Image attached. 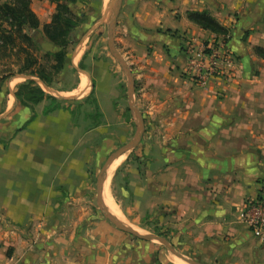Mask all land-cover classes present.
Wrapping results in <instances>:
<instances>
[{"label": "crops", "instance_id": "crops-1", "mask_svg": "<svg viewBox=\"0 0 264 264\" xmlns=\"http://www.w3.org/2000/svg\"><path fill=\"white\" fill-rule=\"evenodd\" d=\"M121 2L115 26L133 51L137 108L147 109L146 139L154 137L133 163L134 193L166 210L174 247L193 262L264 264V242L241 215L264 183V59L254 52L264 47V0ZM191 10H208L230 29L227 40L191 23ZM208 40L227 49L236 67L202 87L186 73L187 44ZM79 52L58 73L69 68L76 83L49 90L92 93L89 71L76 64L85 58ZM25 79L15 74L6 82L0 112V264H149L150 245L104 221L87 223L90 160L82 147L68 146L73 132L61 143L55 133L48 139L56 111L43 113L48 100L18 105L14 92Z\"/></svg>", "mask_w": 264, "mask_h": 264}, {"label": "rangeland", "instance_id": "rangeland-1", "mask_svg": "<svg viewBox=\"0 0 264 264\" xmlns=\"http://www.w3.org/2000/svg\"><path fill=\"white\" fill-rule=\"evenodd\" d=\"M31 4L33 10L38 15L41 25L48 22L55 9V5L48 0H31ZM108 5L109 0H76L75 3L70 4V7L75 13L81 17V22L70 36V43L67 48L69 52L67 62L70 64L79 51H81L77 57L79 59L83 54H86L82 64L90 73L80 69L77 63L78 59L76 60V64L78 70L85 72L88 76L90 83L94 82V89L91 96L96 99V102H93V99L90 98L85 99L84 97L87 95L79 98L76 91L72 94L61 93L54 89L49 90L43 86L47 94L56 95L57 98L64 100V106L69 107L68 110L58 109L51 114L54 115L55 119L48 123L50 126L48 127L50 129V132H48L50 134L48 139H51L55 133L58 138L55 143H61V139L64 138L63 133H69V131H71L74 133L72 138L73 142L68 146L82 147V153H85L82 156L83 159L88 158V160H90V164L87 166H90L92 175L88 180L89 188L83 191V193L87 195L88 200H90V202L83 205V208L87 209L89 212L88 216L90 218L86 219L87 223L93 224L96 221H104L109 227L116 229L129 240L138 243L143 242L144 245H150V255L152 259L149 264H190L183 258L172 253L161 241H145L126 231H122L115 223L104 216V211L108 212V210L104 205L102 206L99 204L97 179L100 174V169L112 153L135 138L139 126L137 116L129 106L128 74L108 45V25L109 21L114 16L113 12H107ZM121 6L122 2L119 6V12ZM118 15L119 13L112 23L113 45L127 62L128 66L131 68V72H133L135 71V66L130 63V61L133 60V51H131L130 47L123 41L122 36L124 34L115 26L117 25ZM30 33L38 44L39 56H42L43 51L54 50V47L46 40L41 26L39 29H31ZM8 61L11 63L12 60L10 61L8 59ZM14 68L16 69V67ZM16 81L21 82L23 80ZM56 81L57 83H61L58 85L57 83H55L56 85L54 84L55 87L59 89V87L68 88L74 85L77 79L76 75L72 74L68 68L64 73L62 72V74L57 75ZM208 84L205 87H207ZM3 86L5 90L0 92V112L6 102V89H8L7 83ZM135 87L136 86H134L132 95V103L137 108V97L139 93L135 91ZM34 109V114L39 116L40 110ZM146 110L147 109H143V112L140 113L141 116L144 113L148 115ZM149 121L152 126V121L150 119ZM146 125L144 122V132L141 135L140 141L135 147L125 152L121 164L112 173L109 184L111 200L114 208L120 212L118 220L124 225L130 226L143 235L152 234L163 237L172 249L174 248L175 251L184 258L191 260L189 256L181 253L174 247L170 220L166 215H163L166 210L162 207L156 208L155 206H151L150 200L146 201L145 198L142 199L140 195L134 193V191L137 192L138 189V179L136 175L137 170L133 163L135 162L138 164L137 154L142 155L145 147H147V145L153 146L152 144L154 143V137L146 139L147 136L152 133L150 129H145ZM37 126L40 128L46 125L36 124V127ZM32 132H35V130ZM37 133H39V131H37ZM88 230H91V228H88Z\"/></svg>", "mask_w": 264, "mask_h": 264}, {"label": "trees", "instance_id": "trees-1", "mask_svg": "<svg viewBox=\"0 0 264 264\" xmlns=\"http://www.w3.org/2000/svg\"><path fill=\"white\" fill-rule=\"evenodd\" d=\"M48 1L55 5V9L48 22L41 25L31 0H0V91L15 74L35 77L18 84L14 96L18 105L25 107L48 100L49 103L43 109L44 114L61 108L69 109L63 105L64 100L47 94L37 80L48 88L55 87L57 75L68 57L70 36L81 22V17L70 7L76 0ZM186 17L202 29L220 35L223 42L229 37L230 29L220 24L208 10L187 11ZM40 26L48 43L57 47L53 51H43L42 56H39L38 44L30 33L31 29H39ZM254 52L264 59V47L255 46ZM8 59L12 60L11 63ZM79 66L84 69L82 61ZM91 95L85 99L96 102Z\"/></svg>", "mask_w": 264, "mask_h": 264}, {"label": "built area", "instance_id": "built-area-1", "mask_svg": "<svg viewBox=\"0 0 264 264\" xmlns=\"http://www.w3.org/2000/svg\"><path fill=\"white\" fill-rule=\"evenodd\" d=\"M188 60L186 73L200 86L217 77H231L235 71L234 56L220 43L192 41L187 44ZM260 197L247 201L242 212L244 222L264 242V183Z\"/></svg>", "mask_w": 264, "mask_h": 264}, {"label": "water", "instance_id": "water-1", "mask_svg": "<svg viewBox=\"0 0 264 264\" xmlns=\"http://www.w3.org/2000/svg\"><path fill=\"white\" fill-rule=\"evenodd\" d=\"M120 3H121L120 0H109V5H108L109 7L107 8V12H109V11L113 12L114 16L109 21V25H108V27H109L108 45L110 47V50H112V52L116 56L117 60L122 64L123 68L125 69L126 73L128 74V79H129V86H128L129 87V91H128L129 106L134 111L135 115L137 116V119H138V122H139V126H138V131H137V134H136L135 138L132 141H130L129 143L124 144L123 147H121L120 149H118L114 153H112L107 158V160L103 164L102 168L100 169V174H99L98 179H97V195H98V198H99V204L102 205V206H103V204H102V194H101L102 183H103V177H104V174H105V171H106L108 165L113 161V159L115 157H117L119 155H123V153H125L126 151H128V150L132 149L133 147H135V145L140 141L141 135L144 132V122H143L142 116H141L140 112L137 110V108L132 103V99H133L132 95H133L134 86H135L134 75L132 74L131 69L128 66V64L125 61V59L122 57V55H120V53L115 49V47L113 45V26H112V23L117 18V14L119 13ZM24 77L31 78V76H27V75H25ZM45 88L48 89V87H46V86H45ZM103 214H104V216L106 218H108L110 221L115 223L122 231H124V232L126 231V232L130 233L131 235L136 236L137 238H140V239L145 240V241H149V240L161 241L162 243H164L168 247V249L171 250L172 253H174V254L178 255L179 257L183 258L184 260H186L190 264H197L196 262H193L190 259L184 258L181 254H179L177 251H175L174 248L172 249V247L169 245V243L167 241H165V239L163 237L158 236V235H152V234H149V235L140 234L139 232H137L136 230H134L130 226H128L126 224L124 225L120 220L110 216L107 211H104Z\"/></svg>", "mask_w": 264, "mask_h": 264}, {"label": "bare ground", "instance_id": "bare-ground-1", "mask_svg": "<svg viewBox=\"0 0 264 264\" xmlns=\"http://www.w3.org/2000/svg\"><path fill=\"white\" fill-rule=\"evenodd\" d=\"M122 158L123 156L121 155V157L114 159V161L107 167L104 177H103L102 190H101L103 205L107 208L109 214L117 219H119L120 217L119 216L120 212L116 210L113 206V203L111 200V194L109 192V184L112 178V173L115 171L116 167L119 165ZM174 258L176 259L175 256Z\"/></svg>", "mask_w": 264, "mask_h": 264}]
</instances>
